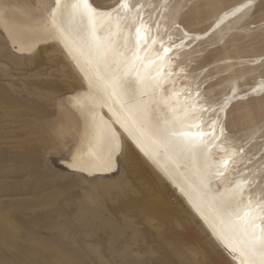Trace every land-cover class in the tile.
Segmentation results:
<instances>
[{
    "label": "bare ground",
    "instance_id": "obj_1",
    "mask_svg": "<svg viewBox=\"0 0 264 264\" xmlns=\"http://www.w3.org/2000/svg\"><path fill=\"white\" fill-rule=\"evenodd\" d=\"M25 1L0 2L10 45L27 60L66 61L56 90L76 82L64 95L73 145L61 165L86 177L118 172V160L132 167L141 179L130 209L177 264H208L212 248L229 264H264V123L250 115L254 102L264 107V53L224 57L226 75L205 86L191 66L217 44L239 53L264 0L220 9L203 31L182 24L184 7L197 20L228 0ZM145 167L181 199L206 244L180 233L179 212ZM126 186L124 177L115 183Z\"/></svg>",
    "mask_w": 264,
    "mask_h": 264
},
{
    "label": "rangeland",
    "instance_id": "obj_2",
    "mask_svg": "<svg viewBox=\"0 0 264 264\" xmlns=\"http://www.w3.org/2000/svg\"><path fill=\"white\" fill-rule=\"evenodd\" d=\"M23 1L0 0L6 7H21ZM237 1L228 0L197 20L191 19L193 5L188 4L183 9L182 24L203 31L220 9ZM251 20L249 37L264 34V10ZM249 37L238 45L239 53L230 43L226 47L217 44L196 58L191 66L204 80L202 86L226 75L227 71L218 68L224 57L264 53V39ZM48 52L56 53L52 49ZM59 69L70 73L61 58L27 60L16 53L0 28V264H177L155 233L130 209L131 200L140 196L136 186L141 179L132 167L118 160V172L86 177L61 165L73 145L64 95L76 82L68 78L56 90ZM257 104H252L250 115L261 114V125L264 107ZM240 111L233 110L228 121ZM74 125L78 128L79 121ZM248 125L249 121L244 127ZM239 130H234L236 137ZM144 170L149 179L158 182L168 205L179 212L184 223L180 233L206 244L205 234L181 199L147 167ZM121 177L127 182L124 191L115 188ZM211 253L208 264H229L214 248Z\"/></svg>",
    "mask_w": 264,
    "mask_h": 264
}]
</instances>
